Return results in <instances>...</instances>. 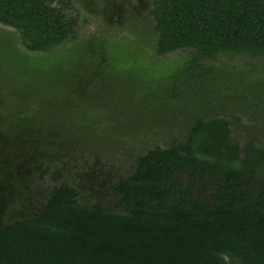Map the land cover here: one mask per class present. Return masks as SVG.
<instances>
[{"label": "rangeland", "instance_id": "rangeland-1", "mask_svg": "<svg viewBox=\"0 0 264 264\" xmlns=\"http://www.w3.org/2000/svg\"><path fill=\"white\" fill-rule=\"evenodd\" d=\"M73 1L74 37L47 52L0 23V227L34 216L62 183L112 204L109 186L138 155L185 140L199 116L230 115L233 142L264 145V56H200L176 83L170 58L193 50L156 53L151 0Z\"/></svg>", "mask_w": 264, "mask_h": 264}, {"label": "trees", "instance_id": "trees-1", "mask_svg": "<svg viewBox=\"0 0 264 264\" xmlns=\"http://www.w3.org/2000/svg\"><path fill=\"white\" fill-rule=\"evenodd\" d=\"M151 2L156 53L193 50L183 64L170 58L176 83L186 70L195 76L200 56H264V0ZM73 5L0 0V23L47 52L74 37ZM233 121L199 116L185 140L139 154L132 173L109 186L110 205L54 186L34 216L0 227V264H264V145L233 142Z\"/></svg>", "mask_w": 264, "mask_h": 264}]
</instances>
